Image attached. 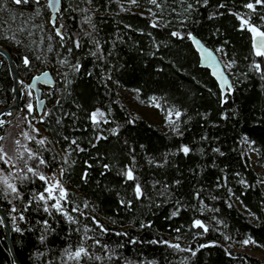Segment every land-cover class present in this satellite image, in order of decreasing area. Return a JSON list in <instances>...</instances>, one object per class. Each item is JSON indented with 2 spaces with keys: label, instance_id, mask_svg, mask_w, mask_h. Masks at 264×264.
Here are the masks:
<instances>
[{
  "label": "trees",
  "instance_id": "1",
  "mask_svg": "<svg viewBox=\"0 0 264 264\" xmlns=\"http://www.w3.org/2000/svg\"><path fill=\"white\" fill-rule=\"evenodd\" d=\"M248 2L208 0L205 5L200 0L196 5L195 0H157V5H153L150 0H93L89 5L87 0H62L57 26L64 25L66 40L67 36L79 37L82 43L69 55L55 35L47 0H39V4L33 0L30 6L20 7L12 0H0V44L13 54L21 78L26 70L34 74L49 69L57 79L45 110L37 116L39 133L35 134L27 123L29 118L23 109H28L31 101L26 95L22 96L20 110L26 117L19 116L9 127L14 136L22 133L18 149L30 147L48 161L47 166L37 165L47 175L59 167L64 169L62 180L69 190L66 206L70 212L76 207L80 209L72 212L79 224L69 225L56 213L60 223L53 227L57 232L41 245L38 236L43 227L37 221L49 219L51 223V217L42 209L37 211L33 204L25 212L27 223L21 221L11 212L13 204L21 208V201L6 199L0 193V203L9 214L10 223L12 216H16L18 225L25 229L17 233L11 223L13 246L23 264H47L67 243L79 242L85 225L90 229L89 236L109 245V249L90 248L94 256L104 257L102 264H111L107 255L112 251L121 257L120 264L124 258L132 264H264L262 259L242 251L246 239L264 248V188L244 141V137L255 141L257 161L264 167V79L252 68L254 62H260L264 68V60L255 55L251 32L247 27L241 28V21L234 14L244 15L264 28L260 19L264 5H257L256 11H252L244 7ZM189 3L194 4L191 10H187ZM84 8L89 11H81ZM85 17L96 25L95 31ZM173 31L184 34L183 38L172 36ZM85 32L92 33L102 44L101 59L89 55L95 48ZM189 32L213 50L221 49L227 60L233 62L228 73L234 91L223 94L211 72L200 66L199 55L187 37ZM13 36L21 42L16 43ZM49 36L53 39L49 40ZM49 44L52 51L48 50ZM65 47H72L71 40H67ZM23 55H29L31 63L27 67L22 63ZM65 58L68 64L61 63ZM76 60L83 65L79 73L71 68ZM124 87L140 89L144 101L157 96L166 107L186 109L181 124L184 135L165 132L147 118L134 114L121 91ZM225 96L226 100L221 102ZM11 99L12 79L6 60L0 55V109ZM94 107L110 110L108 123L102 125L107 139H95L97 129L87 118ZM19 123L21 126L17 127ZM117 125L118 134L108 131ZM24 133L33 139L29 140ZM204 136L207 139H201ZM39 138H46V144L36 143ZM73 139L84 151L72 150L65 163L63 157ZM181 144H188L193 151L187 156L178 153ZM217 147L223 155L212 151ZM130 148L135 149V172L145 197L125 207L119 200L133 198L132 182L125 183L118 173L130 163ZM166 154L168 162L158 166L154 161L162 162ZM105 163L111 165L110 170L103 168ZM85 171L86 180L82 179ZM177 179L181 181L179 185L174 183ZM241 179L248 184L239 183ZM41 183L37 179L21 188L25 201L31 198L29 189L42 190ZM165 185L169 191L158 195ZM196 192H200L199 199L194 196ZM177 200L184 207L178 216L172 217L174 207H179ZM201 207L203 212L199 211ZM92 216L109 231L103 233ZM195 218L209 224L210 230L197 235L200 230L190 227ZM221 220L223 224L218 223ZM76 227L81 229L80 233L72 232L69 237V229ZM173 244L180 247H171ZM37 252L44 256L37 257ZM0 264H12L3 225Z\"/></svg>",
  "mask_w": 264,
  "mask_h": 264
},
{
  "label": "snow or ice",
  "instance_id": "2",
  "mask_svg": "<svg viewBox=\"0 0 264 264\" xmlns=\"http://www.w3.org/2000/svg\"><path fill=\"white\" fill-rule=\"evenodd\" d=\"M33 0H12V3L16 5L17 7L28 5L30 6ZM35 3L39 4V0H34ZM93 0H87V3L91 5ZM132 3H136V0H131ZM150 2L153 5H157V0H150ZM61 3V0H48V6L51 8H56L57 5ZM200 0H195V4L199 5ZM203 3L207 5L208 0H203ZM257 5H264V0H250L247 4L244 5V7L248 8L249 10L256 11ZM159 6V5H158ZM5 7L7 5L5 4ZM69 7H72L69 5ZM194 7V4L189 3L187 5V10H191ZM220 7H223V5H220ZM83 12L89 11L88 8L81 9ZM23 15V12L20 13ZM219 13H213V15H218ZM238 19L241 21V28L247 27V29L252 34V47L255 52V55L257 57L264 58V28L257 24H253L250 21V18H246L244 15H241L239 13H234ZM86 20H88L89 24L93 28V31L96 30V25L91 22V20L88 17H85ZM261 21H264V16L260 17ZM51 24L53 25L55 35L59 38V43L61 47H64V50L69 54L73 55V48L79 49L82 47V43L79 37H72L67 36V40H71L72 47H65L66 45V33L64 30V25L60 24L57 26V19L55 16L51 18ZM154 26H156L155 20L153 21ZM85 36L90 37L92 44L94 45L95 50L89 51V55L96 57L97 59L102 58L103 54V47L99 40H97L92 33L85 32ZM172 36L183 38V35L179 31H173L171 33ZM187 37L191 39V41L196 46V49L198 50L200 57L208 64L209 67L213 69V75L217 77V79L220 81V87L221 89L225 91H234L233 84L229 81L228 77L225 75V72L220 68L219 61L217 60L216 56L214 55V52L212 49L206 47L200 39H198L195 35H193L191 32L187 33ZM13 40H16V43H20V40H17L15 36L11 37ZM49 40L53 39L52 36L48 37ZM48 50L52 51V45H48ZM219 51V49H217ZM40 57H37L39 59ZM22 63L24 65H30L31 61L29 58V55H23L22 56ZM61 63L68 64L69 61L67 58L61 61ZM233 63L232 61H229V65ZM83 65L80 63L79 60H76L75 63L71 64V68L73 72L79 73ZM252 68L256 74H259L262 79H264V68H262L260 62H254L252 65ZM87 75H92V73L87 72ZM43 76H47V73H42ZM108 80H111V74H107ZM40 76H36L34 80H39ZM23 83V81H21ZM70 83V82H69ZM117 83H119L117 81ZM35 87V84L29 85V88ZM135 91L139 92L140 89H136ZM153 102H156V97L153 96L152 98ZM226 100V96L222 99L221 102H224ZM158 109H162V105L158 102L154 105ZM29 109L33 108V105L29 103L27 105ZM77 107H80L77 105ZM165 111V123L169 127V129L176 135L182 137L184 135V131L182 130L181 124L183 123L182 117L186 115V109H182L180 107L172 106L167 109H162ZM110 111V110H109ZM109 111H105L104 109L100 107H94L89 115L88 119L91 121V124L97 129V132L94 134L95 139H107L106 136H104V132L102 130V125L108 123L109 118ZM71 115L75 116V113H71ZM227 118V116H225ZM189 120H191V117H188ZM131 123H135V121H131ZM120 129V125H117L115 128H111L108 131H110L112 134H118ZM39 131L38 129L36 130ZM25 136L29 140H32L33 137L30 136L28 133H24ZM3 137H0V140H2ZM68 138L65 137V140ZM201 139H207L206 136L201 137ZM244 141L255 144V141H249L248 137H244ZM17 144H19V141H16ZM36 143L40 145L46 144V138H39L36 140ZM89 143H92V141H89ZM125 144L128 142L125 141ZM72 145H76V148L73 149ZM143 147V146H141ZM72 150H78L83 152L84 149L77 144L76 140L73 139L71 141V144L68 146V152L65 153V156L63 157L65 163H67L68 155ZM135 149L130 148V163L128 165L123 166L119 170V175L124 179L125 183L128 181H131L132 184L130 185L131 191H132V199H124L121 198L119 200V203L124 205L125 207H130L133 204V200H139L143 199L145 197L144 189L141 185V183L138 180V177L136 176L135 172V162L136 157L133 154ZM193 149L188 144H181L177 148L178 153H183V155L187 156L189 155ZM201 153H203V149H199ZM214 153H218L220 155H223L221 152V149L219 147L212 149ZM0 162L2 164L7 166L6 170L3 167H0V193L4 195V197L7 199L11 197L12 199H19L21 201V208H17L15 204L12 205L11 212L15 213L16 216L19 217V220L25 221L27 223V217L25 216V212L28 211L29 207L35 204L37 206V211L43 210L44 213H46L49 217H51L52 222L50 223L49 219H41L38 220L37 223L42 225L43 230L38 236V240L41 243V245H45V243L48 241L49 236L57 232L56 227H53V224H59L60 220L56 218V213L60 214V217L69 225L73 224H79V220L72 214V212H80L79 207L73 208L72 212L69 211L68 207L66 206V202L69 200V190L65 186V184L62 181V177L64 174V169L61 168L59 173H53L51 176L47 175L44 171L41 170L39 166H47L48 161L44 159L42 155H40L39 152L34 151L30 147H24L23 150L17 149L16 153L10 155L3 146H0ZM151 162V161H150ZM158 166L161 165V163L166 164L167 161V154L165 155L163 161H154ZM73 163H75L73 161ZM87 163V161L85 162ZM91 167V165H89ZM103 168L105 170H110L111 165L108 163L103 164ZM238 175V174H237ZM88 173L85 171L82 175V179H87ZM41 181V189L39 191L31 190L29 189V192L31 194V198L27 199L25 201L24 193L21 191V188L25 185L32 184L35 180ZM226 181V177L224 178ZM156 183H159L157 181ZM174 183L176 185H179L181 181L179 179L175 180ZM239 183L243 185H247L248 182L246 180L241 179ZM218 187L220 185H217ZM169 191V186H164V191L159 192L158 195L164 196L165 193ZM229 192H231V189H229ZM120 194L117 193V196ZM194 196L199 199L200 198V192L194 193ZM212 199H216V197H212ZM176 205H179V207H174V210L171 212L172 217H176L180 214L181 208L184 207L183 204L179 200H177ZM89 205L85 202L84 207L87 208ZM192 207H195L194 205ZM231 207V204L229 205ZM204 208L201 207L199 211L203 212ZM215 211V210H214ZM250 215L255 216V213H252L251 210H249ZM9 214H3L0 215V225H5V220L8 218ZM16 216H12L11 223L12 227L17 233H22L25 231L24 228L20 227L17 223ZM91 219L95 221V223L99 226V228L102 230L103 233H107L109 231L108 228H106L99 220L96 219L95 216H92ZM215 219V217H213ZM218 223L223 224L224 222L218 221ZM6 226V225H5ZM141 227H144V225H141ZM191 228L199 229L196 234L197 235H203L207 233L210 230V225L205 223L204 220L200 218H195L191 221ZM81 229L79 227H76L74 229H69V237L72 232L80 233ZM90 229L87 225L84 227V234L82 237L79 238V242L76 244L67 243L66 246L61 248L59 250V255L53 256L52 259H49L47 261V264H102V261L104 257L101 255H93V253L90 251V248L95 246H100L102 249H109L108 244H103L101 240L95 239L88 235V232ZM177 232L180 231L179 228L176 229ZM124 235H127V233H124ZM231 239V237H229ZM91 240L92 244L89 245L88 241ZM135 242V241H131ZM251 239H246L243 241L245 244L252 243ZM165 244H169L168 241H163ZM212 243H215L214 241ZM171 247L179 248V244H173L170 245ZM117 247H123V245H118ZM201 248L205 247V245H200ZM189 251H193L192 249H189ZM193 254L195 255V252L193 251ZM37 257L44 256L43 252H37L35 254ZM229 255L231 253L229 252ZM107 260L111 262V264H120L121 257L119 254L115 251H112L110 255H107ZM12 264H19V261L15 258L12 261ZM123 264H132L131 261H129L127 258H124ZM154 264V262H153Z\"/></svg>",
  "mask_w": 264,
  "mask_h": 264
},
{
  "label": "rangeland",
  "instance_id": "3",
  "mask_svg": "<svg viewBox=\"0 0 264 264\" xmlns=\"http://www.w3.org/2000/svg\"><path fill=\"white\" fill-rule=\"evenodd\" d=\"M63 1H66V3H69L71 0H63ZM123 1H128V0H123ZM47 3H48V0H47ZM57 18H58V16H57ZM216 52L219 55L221 61L223 62L224 66H225V68L227 70V72H229V70L231 69V65H229V61L227 60L224 52L221 49H219V51H216ZM262 59L264 60V58H262ZM43 60L45 62L47 61L45 59H43ZM45 64H47V63H45ZM46 70H49V69H46ZM43 71H45V70H43ZM43 71H41V72H43ZM41 72L34 73V74H32V73L29 74V70H26L22 74L23 79L21 78L22 81H23V83H22V91H23L22 96H23V98H24V95H26L28 97V100L31 101V104L33 105V108L32 109H29V108L28 109L27 108H24L23 109V107H22L23 102H22V105H21V107L19 109V112L16 115V117L14 118V120L7 127L0 128V131L2 132V134L0 135V137H3V139L0 140V146H3V148L5 149V151H7L10 155L16 153V150L18 149V147H17L18 144L16 143V141H19V143H20V141H21V134L22 133L20 131L18 133V135H15L14 136L12 134V132H11L12 131V127H9V126H11V124H13V122L17 118H19V116H21V115L24 116L25 115V114L24 115L21 114V112H20L21 109H23L24 113H26V115H27V117L24 116V118L25 117L27 119L29 118V120L27 122L28 125H29V127L32 129V131L35 134L36 133H39V131L37 132L36 130L37 129L39 130V128H38L39 127L38 126V117L37 116H39L40 114H39V112L37 110V102H36L35 93H34V91L31 88H29V84H30L32 78L35 75H37V74H39ZM52 75L54 76V78L56 80V83H57V79H56L55 75L53 73H52ZM43 88L47 89V91H46L47 95L45 96V94H44L45 98L43 96H42V98L46 99L45 101L47 102V98L50 96L51 90H52L53 87H51V88L43 87ZM135 90H136L135 88H130V87H124V88L121 89L124 98L126 99L128 105L130 106V108L132 109V111L134 112V114L139 115V116H143V117L147 118L152 124H154L159 129H161V130H163L165 132L173 133L169 129V127L167 126V124L165 123V120H164L165 111L162 110V109H167V108H170V107L164 106L162 104L160 98L157 97V96H155L157 98L156 99V102H158V103H160L162 105V109H158V108H156L154 106L156 102H153L152 99H151L153 96L150 97L147 101H144L140 97V92H137ZM46 102H45V106H44L43 111L45 110V107L47 105ZM19 126H21V123H19L17 127H19ZM43 135H45L44 132H43ZM247 148H248V152H249L250 156L252 157V161L254 162L255 169L259 173L261 185L264 188V167L262 165H260L258 163V161H257V156H256V153H255L253 144L247 142ZM0 167H3L6 170H8L7 169V166L4 165V164H2V162H0ZM61 168L62 167H59L57 170L53 171L49 176H51L53 173H59V171H60ZM62 179H63V177H62ZM241 208H243V207H241ZM243 210H245V209L243 208ZM247 214L250 215L249 212H247ZM252 241H254V240H252ZM242 251L243 252H246V253H248L250 255H254V256H256V257H258V258H260V259H262L264 261V248L262 246H260L256 242H252V243H249V244H245V246H242Z\"/></svg>",
  "mask_w": 264,
  "mask_h": 264
},
{
  "label": "water",
  "instance_id": "4",
  "mask_svg": "<svg viewBox=\"0 0 264 264\" xmlns=\"http://www.w3.org/2000/svg\"><path fill=\"white\" fill-rule=\"evenodd\" d=\"M61 6H62V0H61V3L59 5H57L56 8H51L50 7V10L52 12V17L55 16L56 19H57L58 13L61 10ZM193 45H194V43H193ZM205 46L207 47V45H205ZM194 47H195V50L198 52V50L196 49L195 45H194ZM208 48H210V47H208ZM213 52H214V55L216 56L217 60L219 61L220 68L225 72V75L228 77L229 81L233 84L232 79H231L230 75L228 74V72L226 71L223 63L221 62L220 57L218 56V54L214 50H213ZM198 54H199V52H198ZM0 55H2L6 59V61L8 63V68H9V71H10V76H11V79H12V87H13V89H12V99H11L10 103L7 106L2 107L0 109V128H5L14 120V118L16 117V115L19 112V109H20V106H21V101H22L23 91L21 89V86H22L21 81H22V79H21V77L19 75V67H18V65L16 63V60L13 57V54L7 48V46L0 44ZM199 57H200V54H199ZM200 66L203 67V68L209 69L210 72H211V75L215 78V80L217 81V83L220 86V81L217 79L216 76L213 75V69L211 67H209L208 64L201 57H200ZM43 73H47L48 75L47 76H43L42 73L39 74V75H36V76H40V79L39 80H34V78L36 77V76H34L32 78V80H31L30 84H29V85H31L33 83L35 84V87H33L31 89L34 91V93L36 95V99L38 101V109H39V113L40 114H42L43 107H44V100L41 99V93H42L41 85L42 86H47V87H52V86L55 85V80H54V77H53L52 73L50 71H45ZM221 90L223 91L224 94L228 93V91H225L223 89H221ZM6 213L7 212H6L5 208L0 203V215L6 214ZM5 225H3V226H4L5 230H6L7 240H8V244H9L10 255H11L12 261L15 258L16 260L19 261V264H23L21 262V260L19 259L18 255H17V253L15 251V248L13 246V242H12V228H11V223H10L9 216L5 220Z\"/></svg>",
  "mask_w": 264,
  "mask_h": 264
},
{
  "label": "bare ground",
  "instance_id": "5",
  "mask_svg": "<svg viewBox=\"0 0 264 264\" xmlns=\"http://www.w3.org/2000/svg\"><path fill=\"white\" fill-rule=\"evenodd\" d=\"M62 7V6H61ZM50 8V7H49ZM51 17H52V13H51ZM198 38V37H197ZM201 40V39H200ZM202 41V40H201ZM192 42V41H191ZM203 42V41H202ZM204 43V42H203ZM205 44V43H204ZM192 45H193V42H192ZM194 46V45H193ZM208 47V46H207ZM195 48V47H194ZM212 49V48H211ZM215 51V50H214ZM216 52V51H215ZM198 53V52H197ZM217 53V52H216ZM199 55V54H198ZM219 56V55H218ZM199 59H200V57H199ZM6 60V59H5ZM7 62V61H6ZM222 62V61H221ZM223 63V62H222ZM7 65H8V63H7ZM224 65V64H223ZM225 67V66H224ZM226 69V68H225ZM209 70V69H208ZM45 71H49V70H45ZM45 71H43V72H45ZM210 71V70H209ZM227 71V70H226ZM43 72H41V73H43ZM41 73H39V74H41ZM39 74H37V75H39ZM20 75V74H19ZM36 76V75H35ZM54 77V76H53ZM54 80H55V78H54ZM55 85H56V80H55ZM54 85V86H55ZM219 85V84H218ZM54 86H52V87H54ZM41 87H47V86H42L41 85ZM220 87V86H219ZM48 88H51V87H48ZM12 89H13V87H12ZM21 89H22V86H21ZM221 89V88H220ZM41 90H42V88H41ZM223 92V91H222ZM224 94V93H223ZM35 97H36V95H35ZM41 99H43L42 98V93H41ZM44 100V106H45V99H43ZM36 102H37V110H38V112H39V109H38V101H37V99H36ZM21 105H22V101H21ZM21 107V106H20ZM43 109H44V107H43ZM43 113V112H42ZM40 114V113H39Z\"/></svg>",
  "mask_w": 264,
  "mask_h": 264
},
{
  "label": "flooded vegetation",
  "instance_id": "6",
  "mask_svg": "<svg viewBox=\"0 0 264 264\" xmlns=\"http://www.w3.org/2000/svg\"><path fill=\"white\" fill-rule=\"evenodd\" d=\"M46 91H47V89H45V88H43L42 87V96L45 98V96L47 95V93H46ZM44 94H45V96H44ZM43 98V99H44ZM46 100V99H45ZM46 102V101H45Z\"/></svg>",
  "mask_w": 264,
  "mask_h": 264
}]
</instances>
